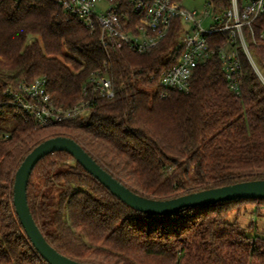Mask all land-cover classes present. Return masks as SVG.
Instances as JSON below:
<instances>
[{
    "label": "trees",
    "instance_id": "obj_1",
    "mask_svg": "<svg viewBox=\"0 0 264 264\" xmlns=\"http://www.w3.org/2000/svg\"><path fill=\"white\" fill-rule=\"evenodd\" d=\"M212 1L217 12L232 6V0ZM243 1L237 0L239 7ZM183 27L175 19L159 45L139 53L104 47L53 0H0V102L9 86L41 76L60 106L74 105L97 70L111 77L116 89L113 98L96 97L87 115L47 127L12 108L0 111V124L10 133L0 139V264H49L20 223L13 184L25 156L50 137L75 139L132 190L158 199L264 178V82L240 44L239 95L230 89L219 56L196 68L187 93L162 97L144 88L155 87L159 72L171 63ZM263 32L264 11L244 27L264 76ZM212 37L224 42L227 33ZM27 199L48 242L80 262L264 264V234L248 235L252 222L227 220L241 203L262 205L264 198L151 215L118 199L71 154L55 151L33 168Z\"/></svg>",
    "mask_w": 264,
    "mask_h": 264
},
{
    "label": "built area",
    "instance_id": "obj_2",
    "mask_svg": "<svg viewBox=\"0 0 264 264\" xmlns=\"http://www.w3.org/2000/svg\"><path fill=\"white\" fill-rule=\"evenodd\" d=\"M53 1L61 6L66 15L76 18L90 33L97 34L104 47L128 48L139 53L159 45L174 20L181 19L184 27L173 43L172 61L155 79L156 91L162 97L172 91L189 92L196 68L214 56L220 57L228 85L239 95L242 74L239 44L264 82L244 35V27L251 26L264 11V0H244L241 7L237 0H232L231 8L223 12H217L210 0L212 14L207 9L205 13L212 16L214 23L209 28L203 27L201 20L197 19L198 11L185 8L182 0ZM102 2L105 6L99 8ZM185 22L194 23L190 31L186 29ZM215 33H227V40H213ZM261 37H264V32ZM5 93L7 99L0 102V111L12 108L15 114L32 118L38 126L47 127L87 115L96 97L113 98L116 89L112 78L103 70H97L82 85L79 100L69 107L54 102L45 76L11 85ZM9 135L0 124V139H7Z\"/></svg>",
    "mask_w": 264,
    "mask_h": 264
},
{
    "label": "water",
    "instance_id": "obj_3",
    "mask_svg": "<svg viewBox=\"0 0 264 264\" xmlns=\"http://www.w3.org/2000/svg\"><path fill=\"white\" fill-rule=\"evenodd\" d=\"M66 151L113 195L131 208L151 215H168L186 207L213 204L242 198H264V178L251 179L222 186L192 191L180 196L158 199L140 194L104 168L80 143L67 136H54L37 144L16 170L13 184V204L21 225L37 252L49 264H94L74 260L53 247L37 225L27 199V187L33 168L44 156Z\"/></svg>",
    "mask_w": 264,
    "mask_h": 264
},
{
    "label": "rangeland",
    "instance_id": "obj_4",
    "mask_svg": "<svg viewBox=\"0 0 264 264\" xmlns=\"http://www.w3.org/2000/svg\"><path fill=\"white\" fill-rule=\"evenodd\" d=\"M210 0H182V4L185 8L190 10H197L199 15L197 19L201 20V24L205 28H209L214 20L211 15H207L205 10L212 14V7L209 5ZM105 2H102L98 7H104ZM194 26L193 22H185V27L188 31ZM144 88L156 90V86ZM239 206V205H238ZM227 220L235 222L241 226H247L251 222L254 224V229L247 230L248 235H255L256 233L264 234V203L262 205H256L252 202H243L237 210L231 211Z\"/></svg>",
    "mask_w": 264,
    "mask_h": 264
}]
</instances>
